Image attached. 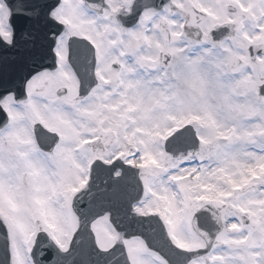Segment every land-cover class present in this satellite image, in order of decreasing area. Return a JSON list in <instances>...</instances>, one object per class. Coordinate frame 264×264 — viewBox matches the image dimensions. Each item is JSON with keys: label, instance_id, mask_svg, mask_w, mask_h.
<instances>
[{"label": "snow or ice", "instance_id": "obj_1", "mask_svg": "<svg viewBox=\"0 0 264 264\" xmlns=\"http://www.w3.org/2000/svg\"><path fill=\"white\" fill-rule=\"evenodd\" d=\"M0 264H264V0H0Z\"/></svg>", "mask_w": 264, "mask_h": 264}]
</instances>
